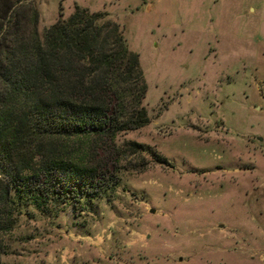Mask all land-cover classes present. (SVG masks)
<instances>
[{
  "label": "rangeland",
  "instance_id": "374dc122",
  "mask_svg": "<svg viewBox=\"0 0 264 264\" xmlns=\"http://www.w3.org/2000/svg\"><path fill=\"white\" fill-rule=\"evenodd\" d=\"M31 3L40 40L74 5L118 25L149 123L76 146L114 187L39 208L17 197L0 262L264 264V0Z\"/></svg>",
  "mask_w": 264,
  "mask_h": 264
},
{
  "label": "trees",
  "instance_id": "16d2710c",
  "mask_svg": "<svg viewBox=\"0 0 264 264\" xmlns=\"http://www.w3.org/2000/svg\"><path fill=\"white\" fill-rule=\"evenodd\" d=\"M37 22L31 0H0V256L17 197L39 208L114 187L116 178L85 165L76 146L112 144L149 123L137 55L116 23L74 5L40 40Z\"/></svg>",
  "mask_w": 264,
  "mask_h": 264
},
{
  "label": "water",
  "instance_id": "95a60500",
  "mask_svg": "<svg viewBox=\"0 0 264 264\" xmlns=\"http://www.w3.org/2000/svg\"><path fill=\"white\" fill-rule=\"evenodd\" d=\"M151 213H152V211H151Z\"/></svg>",
  "mask_w": 264,
  "mask_h": 264
}]
</instances>
